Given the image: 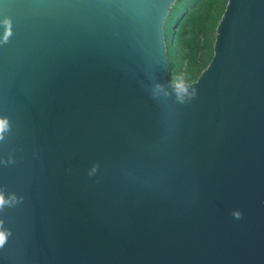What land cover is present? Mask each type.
I'll list each match as a JSON object with an SVG mask.
<instances>
[{
    "label": "water",
    "instance_id": "water-1",
    "mask_svg": "<svg viewBox=\"0 0 264 264\" xmlns=\"http://www.w3.org/2000/svg\"><path fill=\"white\" fill-rule=\"evenodd\" d=\"M175 2L0 0V264H264V0H227L185 104Z\"/></svg>",
    "mask_w": 264,
    "mask_h": 264
},
{
    "label": "trees",
    "instance_id": "trees-1",
    "mask_svg": "<svg viewBox=\"0 0 264 264\" xmlns=\"http://www.w3.org/2000/svg\"><path fill=\"white\" fill-rule=\"evenodd\" d=\"M227 0H176L164 22L167 78L194 81L213 54L216 26Z\"/></svg>",
    "mask_w": 264,
    "mask_h": 264
},
{
    "label": "clouds",
    "instance_id": "clouds-1",
    "mask_svg": "<svg viewBox=\"0 0 264 264\" xmlns=\"http://www.w3.org/2000/svg\"><path fill=\"white\" fill-rule=\"evenodd\" d=\"M5 26V34L3 37V43H7L8 38L12 35V23L10 18H5L3 21ZM185 85L184 81H180L176 84L178 89V102L180 104H185L186 102L191 101L193 98L197 96V89L191 86V92H188V88ZM157 87H160L157 85ZM187 96V99L184 97ZM8 121L7 118H0V139H3V133L8 129ZM22 201V197L20 198ZM6 204H9V201L5 200L4 196L0 194V211L4 210ZM234 216L236 219L241 218L240 212H234ZM11 235V231L3 228V221L0 220V248H2L7 242L8 237Z\"/></svg>",
    "mask_w": 264,
    "mask_h": 264
}]
</instances>
